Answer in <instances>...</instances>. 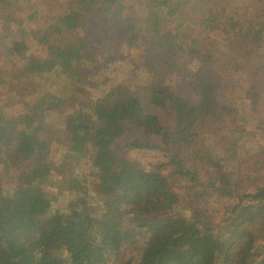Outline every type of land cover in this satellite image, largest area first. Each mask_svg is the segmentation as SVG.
<instances>
[{
  "label": "trees",
  "instance_id": "16d2710c",
  "mask_svg": "<svg viewBox=\"0 0 264 264\" xmlns=\"http://www.w3.org/2000/svg\"><path fill=\"white\" fill-rule=\"evenodd\" d=\"M128 1H69L49 26L53 36L39 40L43 56L22 41L8 50L22 59V76L58 68L85 77L80 68L93 59L87 44L101 20L113 13L119 21L109 24L119 32L128 22L122 10L133 8L141 34L131 26L123 34L139 37L150 59L143 85L106 87L64 117L55 139L67 149L60 163L50 156L44 119L60 99L28 102L25 117L0 105V163L15 180L7 195L0 187V264H107L123 246L138 258L122 264H264V15L248 19L236 5L228 12L222 0ZM10 5L0 0V10ZM258 135L262 143L249 148ZM125 137L163 161L151 169L129 161L118 151ZM79 158L96 171L95 198L70 177L72 197L61 207L45 181ZM211 199L224 201L217 228Z\"/></svg>",
  "mask_w": 264,
  "mask_h": 264
},
{
  "label": "rangeland",
  "instance_id": "374dc122",
  "mask_svg": "<svg viewBox=\"0 0 264 264\" xmlns=\"http://www.w3.org/2000/svg\"><path fill=\"white\" fill-rule=\"evenodd\" d=\"M9 1L11 5L4 6L0 10V105L10 115L21 114L22 117H25L30 114L28 112V102L34 103L47 95L56 96L60 99L58 108L51 109L44 117L49 127L47 138L50 145V156L56 163H60L67 149L65 144H58L55 139L61 135L63 119L67 114L74 109H79V105H87L102 98L106 87L121 83L126 88L133 90L135 89L134 87L139 84L143 85L148 80L147 68L149 66L150 52L147 51V47L139 46V37L129 42L127 35L123 34L125 29L130 26L131 28L129 29L132 34H141L143 27L142 14L133 8L123 9V15L128 19V22L124 29L122 25H119V32L114 31V26L109 24L113 13L110 14L111 16L108 20H101L98 30L102 32L98 33L92 41L89 40L87 44L86 53L88 57L91 56L93 59H87L84 62V66L80 68L82 74L86 75L87 73L88 75L91 73V75H88L89 78L86 75L85 77L76 76L75 79H70L65 74H62L58 68L50 72L26 77L22 76L20 72V65L23 64L22 59L17 56L16 52L8 51L12 42L22 41V43L27 45L28 53L43 56L45 48L39 44L40 38L42 35L53 36L49 26L53 23L55 17L65 13L67 3L72 0ZM216 1L218 4L220 3V0ZM222 2L228 12H231L232 6L235 10L234 6L236 5V9L243 14L242 16L248 19H251L254 13H260L261 16L264 15V0H233L232 5L229 4L231 0H222ZM123 4L132 6V1L124 0ZM73 5L77 6L76 3ZM89 12L97 13L95 5L90 6ZM88 18L90 16H87ZM112 19L119 21L118 17ZM262 20L264 23V16ZM125 37L126 39L124 40ZM94 43L97 45L92 46ZM217 48L218 45L214 46V51ZM100 50L101 53L99 54ZM196 66H198L197 61L190 64L191 68ZM199 67L202 69L201 65ZM18 75L21 77H18ZM103 80H107L106 84H103ZM8 97L13 99L10 100ZM257 137L258 143L254 142L253 144L248 139H245L246 144H251L249 148L255 149L258 144L262 143L261 137L259 135ZM130 140V137H125L118 143L119 153L124 154L129 161L146 169H151L163 161L159 151L129 146L127 142ZM207 144L210 145V140L207 141ZM89 164L86 158L75 159L71 162L67 161L66 165L63 166L65 167V172L62 176H58L54 172L46 179V187L56 196L55 203L61 206L71 199L70 177H77L80 182L83 181L79 191H89L91 197L95 198V193L91 188L92 183L97 181L98 178L96 171ZM2 167L3 165L0 163V187L2 194L7 195L9 193L8 190L12 189L15 180L12 176V170L9 172L3 171ZM227 167L228 169L231 168L230 165ZM203 174H205L204 171L202 172ZM205 177L207 176H203V179ZM208 205L209 216L214 223V227L217 228L218 223L227 217L222 211L224 201L211 199ZM257 243L262 247L263 240L258 238ZM258 253L259 251L256 250L255 254ZM137 258L138 255L135 251L123 246L116 255L108 257L107 264H122L125 260H137Z\"/></svg>",
  "mask_w": 264,
  "mask_h": 264
}]
</instances>
